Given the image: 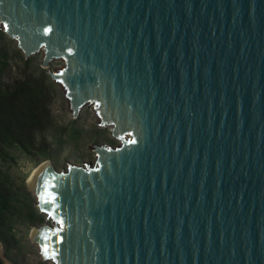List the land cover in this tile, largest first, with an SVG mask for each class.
<instances>
[{
    "label": "water",
    "instance_id": "obj_1",
    "mask_svg": "<svg viewBox=\"0 0 264 264\" xmlns=\"http://www.w3.org/2000/svg\"><path fill=\"white\" fill-rule=\"evenodd\" d=\"M0 27L118 140L32 178L42 259L264 264V0H0Z\"/></svg>",
    "mask_w": 264,
    "mask_h": 264
},
{
    "label": "rangeland",
    "instance_id": "obj_2",
    "mask_svg": "<svg viewBox=\"0 0 264 264\" xmlns=\"http://www.w3.org/2000/svg\"><path fill=\"white\" fill-rule=\"evenodd\" d=\"M0 44L8 48L10 53V65L5 72L6 79L20 77L31 70L36 72L42 68L46 75V86L49 99V110L52 117V129L55 134L48 138L51 143V156L42 162L49 161L56 170L64 169L67 163L77 165L93 164L94 153L91 147L94 143L115 146L118 140L111 136L108 126L101 125L99 118L93 110L92 103L85 102L73 117L69 109V103L64 95L63 87L49 76V71H56L63 66L61 58H50L46 65H41L43 49L39 48L26 58L16 46L14 38L6 35L0 27ZM60 138H57V135ZM56 138L58 140H56ZM14 162L0 161V169L5 172L14 190L18 201L22 204L14 216L12 232L15 243L9 252L4 253L0 243V259L2 264H53L50 259H42L36 242L32 238V231L38 229L41 224L51 223L49 219L37 208L36 195L27 185V179L36 165L34 158L14 150ZM41 162V163H42ZM33 216V217H32ZM38 217V218H37Z\"/></svg>",
    "mask_w": 264,
    "mask_h": 264
},
{
    "label": "trees",
    "instance_id": "obj_3",
    "mask_svg": "<svg viewBox=\"0 0 264 264\" xmlns=\"http://www.w3.org/2000/svg\"><path fill=\"white\" fill-rule=\"evenodd\" d=\"M9 65V50L0 44V161L14 162L13 151L16 150L34 158L37 164L51 156L48 138L55 135L50 133L54 128L46 75L42 68H37L36 72L29 70L20 77L6 79ZM20 203L12 181L0 169V243L4 253L15 243L12 228L14 216L22 207Z\"/></svg>",
    "mask_w": 264,
    "mask_h": 264
},
{
    "label": "bare ground",
    "instance_id": "obj_4",
    "mask_svg": "<svg viewBox=\"0 0 264 264\" xmlns=\"http://www.w3.org/2000/svg\"><path fill=\"white\" fill-rule=\"evenodd\" d=\"M47 164V162H42L40 163V165L38 167H36L33 172L29 175L28 179H27V185L29 186V188L33 191H35L31 185L32 182V178L38 173V171L45 165ZM36 192V191H35ZM38 229L33 230L32 231V238L35 239V236L37 234Z\"/></svg>",
    "mask_w": 264,
    "mask_h": 264
},
{
    "label": "snow or ice",
    "instance_id": "obj_5",
    "mask_svg": "<svg viewBox=\"0 0 264 264\" xmlns=\"http://www.w3.org/2000/svg\"><path fill=\"white\" fill-rule=\"evenodd\" d=\"M5 27H7V25H5ZM130 142H131V143H135L136 141L133 139V140H131ZM45 251H46V249H45Z\"/></svg>",
    "mask_w": 264,
    "mask_h": 264
}]
</instances>
